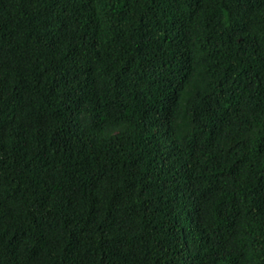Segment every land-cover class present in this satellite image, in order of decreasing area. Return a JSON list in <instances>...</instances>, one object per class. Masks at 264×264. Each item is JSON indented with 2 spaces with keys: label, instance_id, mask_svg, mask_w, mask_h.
I'll list each match as a JSON object with an SVG mask.
<instances>
[{
  "label": "trees",
  "instance_id": "1",
  "mask_svg": "<svg viewBox=\"0 0 264 264\" xmlns=\"http://www.w3.org/2000/svg\"><path fill=\"white\" fill-rule=\"evenodd\" d=\"M0 264H264V0H0Z\"/></svg>",
  "mask_w": 264,
  "mask_h": 264
}]
</instances>
